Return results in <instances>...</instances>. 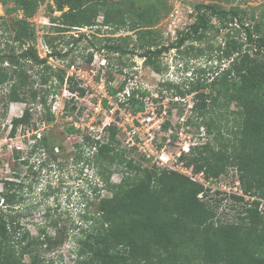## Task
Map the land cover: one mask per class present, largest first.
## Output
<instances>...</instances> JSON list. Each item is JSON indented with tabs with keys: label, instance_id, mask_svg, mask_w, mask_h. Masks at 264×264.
<instances>
[{
	"label": "trees",
	"instance_id": "16d2710c",
	"mask_svg": "<svg viewBox=\"0 0 264 264\" xmlns=\"http://www.w3.org/2000/svg\"><path fill=\"white\" fill-rule=\"evenodd\" d=\"M44 1L0 0L5 7L13 4L5 9V15L21 12V17L11 18L9 23L0 17V30L12 35L16 45V48L7 45V52L0 51V87L9 83L6 94L9 102L26 103L27 94L36 100L42 92L40 101L45 105L46 90L33 89V76L28 74L26 64L41 68L42 73L38 74L41 85L55 76L57 87L61 86L66 72L54 70L48 58H64L71 49L64 53L57 50L55 37L73 29L92 28L99 16L103 26L118 30L127 25L134 32V39L131 36L106 39L104 50L120 56L138 55L146 67L158 74L164 70L158 63L162 53L178 51L186 42H201L210 30L227 29L225 47L218 56L219 61L227 62L224 69L217 68L209 77H197L194 73L180 83L166 82L165 88L171 92V98L192 95L196 130L202 127L207 136H213L211 141L192 148L189 156L182 158L187 160L185 163L196 172L204 171L212 181L226 175L229 167L236 168L239 189L249 197L229 195L241 206L237 209L232 206L229 218L219 217L217 211L223 199L211 201L210 188L177 172L150 166L133 149L121 148L115 127L100 139L84 135V141H90V148L94 149L85 163L94 170L102 186L93 188L95 195L82 214L83 225L71 239L72 264H264V33L260 23L246 26L245 11L239 7L225 9L216 3H199L187 30L178 33L175 43L164 47L153 30L160 18L156 3L161 0H51L52 4L46 5L52 24L49 30L56 35L44 36L43 44L51 50L46 58H41L36 50L37 33L32 19ZM55 12L60 15L53 16ZM241 29L245 43L230 41L231 31ZM83 38L80 35L73 40ZM129 39L133 40L131 45ZM91 60L90 54L87 62ZM199 72L205 74L204 69ZM67 81L73 85H69L71 93L77 92L80 97L85 94L73 78ZM123 88H109L108 92L114 96ZM145 95L133 89L119 105L132 113L142 111L144 103L136 97ZM103 104L107 106L105 100ZM231 106L234 110L228 111ZM49 110L48 107L47 122L53 120ZM78 110L75 112L81 115ZM224 112L233 118L230 127L223 123ZM29 117L30 108L26 107L21 117L11 120V137L18 126L29 124ZM190 122L188 118L187 124ZM168 127L169 123L163 125L164 130ZM66 131L80 134L72 126ZM107 135L109 140L105 142ZM32 138L36 139L34 135ZM46 138L43 135L36 140L31 154L46 150ZM132 154L138 159H132ZM78 158L82 159V150ZM113 170L121 173L117 184L110 182ZM16 186L5 181L0 192V264H63L44 259L37 252V247L50 244L43 239L46 231L31 235L21 224V214L13 213L19 202ZM101 190L109 195L101 196ZM56 236L50 237L49 242L61 244L68 238L58 231ZM25 256L29 257V263L24 261Z\"/></svg>",
	"mask_w": 264,
	"mask_h": 264
},
{
	"label": "rangeland",
	"instance_id": "374dc122",
	"mask_svg": "<svg viewBox=\"0 0 264 264\" xmlns=\"http://www.w3.org/2000/svg\"><path fill=\"white\" fill-rule=\"evenodd\" d=\"M149 1L154 2L155 0ZM199 3H216L225 9L239 7L245 11L243 22L246 26L260 23V28L264 33V0H161L160 4L156 3L160 18L153 27L160 46L167 47L175 43L178 33L187 30L194 21V7ZM47 4H52V1L45 0L32 19L37 33V43L38 41L43 43L45 35H56L49 30L52 24L48 20L50 13L47 11ZM11 7H13L12 3H8L5 7L0 2V17L8 23L13 17H21L19 11L5 15V9ZM59 15V12L53 13V16ZM252 16L254 18H251ZM96 23V26L92 28L73 29L60 34L61 36H54V45L57 50H62V53L68 49L71 51L64 58H48V62L54 70L56 68L64 70L70 65L79 67L86 72L92 69L97 75L95 82L102 75L107 89L117 90L124 87L123 91L119 92L120 95H117L118 93L114 96L108 94L113 105L117 104L119 99H124L125 93L128 91L130 93L134 89L146 93L144 97L137 96L136 99L148 98L158 111H161L163 107H165L164 109L172 108L170 104L171 92L166 90V82L180 83L185 78L192 77L194 73L197 77H209L212 71L217 68L221 70L227 66L225 60L219 61L218 59V56L221 55L219 50L225 47L227 29L210 30L201 42H186L178 51L172 49L162 53L158 63L164 70L163 73L158 74L146 67L143 59L138 55L120 56L102 48L107 42L106 39L126 36H131L134 39V32L129 31L127 25L119 27L118 30L103 26L102 16L98 17ZM80 35H84V38L74 42V37L77 38ZM230 35L232 37L230 41L245 43L242 29L238 32L232 30ZM132 41L129 39L128 43L131 45ZM66 42H70V44L66 45ZM37 43V52L41 58H46L48 52L44 50L45 47L42 49ZM7 45L16 48L15 43L12 42V35L9 36L8 33L0 30V51H9ZM245 47V45L242 46L243 49ZM47 49L51 50L50 48ZM199 49L202 51L201 54L198 52ZM90 54L92 60L91 63H88L87 58ZM103 60H105L104 66L101 64ZM3 67L8 68L7 64H4ZM26 69L28 74L33 76V89L46 90V104L43 105L40 101L42 92L36 100H31L27 94L26 103L9 102L6 98L9 83L0 87V192L5 181L16 183L17 186L14 190L19 195V202L14 206L13 213L21 214V224L30 231L31 235L37 236L40 230H45L46 235L43 236V239L52 244L51 246L49 244L37 247V252L44 259H54L63 264H72L74 257L71 252L73 248L71 239L83 225L82 214L86 212V207L95 195L93 188L95 186L101 188L102 185L94 170L85 163V159L94 152V149L90 148L91 142L84 141V136L79 134L68 133L66 128L70 126L71 120H66V117L74 118L76 109H79L78 112L81 115L89 114L91 116V113L94 114L90 118V122H92L99 113L94 108L100 98L101 90L98 88L88 89V93L84 95V101L80 99L70 100L69 85L70 87L73 85L69 84L68 81H64L61 86L57 87L58 80L52 76L48 84L41 85V79L38 75L42 73L41 68L27 63ZM200 69H204L205 74L200 73ZM184 99V102L178 106L181 107L179 112L191 118L192 123L190 122L188 125L193 133L197 134L199 131L194 126L196 120L194 115H190L189 112L185 113L188 108L187 104L192 100V95ZM64 106H67L68 109L65 110ZM26 107L30 108L29 124L18 126L14 136L11 137V120L21 117ZM48 107L53 115L51 122L45 120ZM73 107L75 110H72ZM101 107L102 111L97 116L103 119V112L109 105L104 106L102 102ZM233 110L234 107L231 106L228 111ZM187 111L189 110L187 109ZM116 118L117 116L114 115L113 119ZM224 122L228 127L233 123V118L228 112H224ZM33 135L36 139L32 138ZM43 135L47 137L46 150H36L31 154L32 146ZM109 136L104 138L105 142L109 140ZM212 138L211 135L206 136L205 142L211 141ZM116 139L122 148L121 138L116 136ZM81 150L82 159H79L78 155ZM16 153L19 155L18 159ZM131 157L138 159V156L134 154ZM184 161L187 162L186 159ZM120 179L121 173L113 170L110 182L117 184ZM237 180L236 168L229 167L226 175L221 176L213 182L214 184H211L212 188L208 193L211 201L223 199L220 201L217 211L219 217L229 218L232 215V206L235 209L241 206L240 202L229 197L237 187ZM218 187H222L224 190H220ZM100 195L107 196L109 194L101 190ZM57 231L60 232V236L64 233L68 235L67 240L61 244H53L55 241L49 242L50 237L57 238ZM24 261L29 263V257L25 256Z\"/></svg>",
	"mask_w": 264,
	"mask_h": 264
},
{
	"label": "built area",
	"instance_id": "2783aa9c",
	"mask_svg": "<svg viewBox=\"0 0 264 264\" xmlns=\"http://www.w3.org/2000/svg\"><path fill=\"white\" fill-rule=\"evenodd\" d=\"M37 45L42 49L45 47L44 50L48 52L47 47L41 41H38ZM104 62L105 60L101 62L103 66ZM64 70L66 72L65 81L67 82V78H73V82H76L79 88L85 90L84 95L88 93V89L98 88L101 90L100 98L94 108L95 111L99 113L102 111L101 105L104 100L109 105L103 112V119L97 116L99 113L92 122H90V118L94 115L92 113L89 116V114L78 115L76 112L74 118L66 117V120H71L70 126L80 131L79 135H86L90 139H100L101 136L109 133L111 127H115L118 138L122 140L123 147L133 149L138 155L149 161L151 165L177 172L205 188H212L211 184H214L213 182L215 181L207 178L202 170L194 171L193 166H188L182 159L191 153L192 148L205 143L207 136L202 127L197 134H194L191 127L187 124L188 117L179 112L181 107L178 106L185 99L180 97L172 98L170 103L172 108L164 109L165 107H163L161 111H158L157 107L148 98L141 99L144 103V109L132 113L126 107L120 108L118 105L119 103H124V96V99H119L117 104L113 105L111 103L102 75L95 82L97 75L92 69L86 72L79 67L70 65ZM125 94L126 97L129 96V91ZM68 95L70 99L85 100V96L80 97L77 92H69ZM117 95H120V93ZM192 106V102L187 104L189 111L186 109L185 113L189 112L191 115ZM114 115L117 116L116 119H113ZM165 123H169V127L166 130L163 129ZM95 130L96 133H94ZM236 186L231 194L248 199L249 197L243 195L239 189L238 180ZM218 188L224 190L222 187Z\"/></svg>",
	"mask_w": 264,
	"mask_h": 264
}]
</instances>
